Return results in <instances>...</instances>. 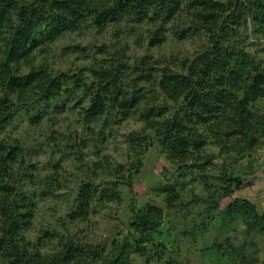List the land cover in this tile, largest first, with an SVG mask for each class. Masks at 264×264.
<instances>
[{
    "label": "trees",
    "instance_id": "1",
    "mask_svg": "<svg viewBox=\"0 0 264 264\" xmlns=\"http://www.w3.org/2000/svg\"><path fill=\"white\" fill-rule=\"evenodd\" d=\"M123 22L132 28L148 25L146 36L153 47L169 35L182 40L202 34L205 40L193 58L181 61V70L172 68L180 58L142 56L132 64L125 51L92 67L93 77L88 79L82 69L72 76L34 62L37 52L86 24L104 28ZM250 25L251 35L264 38V0H0V131L22 111L37 123L51 111L64 110L67 97L87 119L119 114L144 120V133H131V139L145 152L158 142L177 180L189 173L196 154L206 147L208 132L225 151L258 149L264 146V108L257 105L264 102V62L259 58L264 46L243 37L244 26ZM75 48L84 50L81 45ZM145 82H151L150 98ZM22 149L18 143L0 141V264H131L132 254L150 262L178 263L175 257L163 258L165 247L153 239L166 208L151 202L131 204V239L117 240L111 255L99 258L100 246L70 236H59V248L44 252L43 240L29 239L25 230L34 222L38 198L54 189L57 178H40L35 184L45 188H28L34 183L18 164ZM224 180L226 184L228 178ZM240 182L239 176L230 180L222 195L209 200V210L243 223L246 233L262 230L264 212L249 198L237 196L221 207L220 200L232 197ZM165 189L167 208H175V185L166 183ZM96 197L115 201L120 194L105 186L99 189L92 180L83 181L73 198L72 216L95 211ZM213 247L221 252L219 242ZM221 253L228 264L256 261L253 254H245L244 246Z\"/></svg>",
    "mask_w": 264,
    "mask_h": 264
},
{
    "label": "rangeland",
    "instance_id": "2",
    "mask_svg": "<svg viewBox=\"0 0 264 264\" xmlns=\"http://www.w3.org/2000/svg\"><path fill=\"white\" fill-rule=\"evenodd\" d=\"M147 26L132 28L131 24L123 22L98 28L92 23L86 24L80 30L67 33L47 50L37 52L34 62H45L55 72L66 71L72 76L82 69L83 76L88 79L93 77L92 67L105 64V58L119 51H125L132 64L142 56L180 58L172 64L173 69H180L182 60L193 58L203 47L205 36L202 34L182 40L169 35L159 46H150L145 31ZM251 32L252 25L244 26L242 35L250 36L248 42L257 40L254 43L264 46V38L253 36ZM77 45L84 50L75 48ZM259 55L264 62V49ZM24 70H28V66H24ZM145 83L150 98L151 82ZM74 92L81 93L77 87ZM64 98V110L51 111L37 123L22 111L0 131V141L23 147L18 164L28 172L27 180L34 183L28 188H45L40 183L36 185V180L46 176L57 178L54 189L38 198L34 222L25 230L29 239L43 240L44 252L59 248V236L65 239L70 236L83 244L100 246L99 258L111 255L116 241L130 236L131 204L139 207L151 202L166 208L163 223L153 235L155 242L165 247L163 258L175 257L179 264H228V258L222 259L221 252L229 253L244 246L246 255L255 256L256 261L249 264H264V229L246 233L243 223L224 218L217 209L209 210V200L222 195L230 180L239 176V187L232 197L220 200L221 207L225 208L231 200L241 196L249 198L261 213L264 212V146L245 153L225 151L208 132L210 140L206 147L196 154L189 173L177 180L175 169L158 142L145 152V148L143 150L131 139V133H144V120L135 115L123 117L119 114L87 119L79 108H72L75 101ZM257 105L264 108L263 101ZM229 140L227 142L231 143ZM141 151H144L143 159L138 161ZM18 170L16 165V172ZM225 177L228 178L226 184ZM90 180L99 189L104 186L114 189L120 199L98 201L96 197L93 201L95 211L74 218L71 206L78 184ZM166 183L175 185L178 195L174 200L175 208H167ZM217 242L221 245L219 253L213 247ZM131 262L163 264L146 261L136 254H132ZM91 264L98 263L92 261Z\"/></svg>",
    "mask_w": 264,
    "mask_h": 264
}]
</instances>
